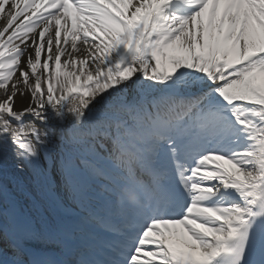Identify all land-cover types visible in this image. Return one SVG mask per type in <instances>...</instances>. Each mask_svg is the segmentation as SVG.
Instances as JSON below:
<instances>
[{
  "label": "snow or ice",
  "instance_id": "6c2138e0",
  "mask_svg": "<svg viewBox=\"0 0 264 264\" xmlns=\"http://www.w3.org/2000/svg\"><path fill=\"white\" fill-rule=\"evenodd\" d=\"M0 264H264V0H0Z\"/></svg>",
  "mask_w": 264,
  "mask_h": 264
}]
</instances>
